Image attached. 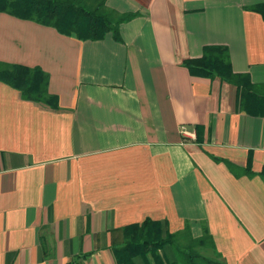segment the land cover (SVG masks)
Instances as JSON below:
<instances>
[{"label":"crops","instance_id":"obj_1","mask_svg":"<svg viewBox=\"0 0 264 264\" xmlns=\"http://www.w3.org/2000/svg\"><path fill=\"white\" fill-rule=\"evenodd\" d=\"M104 3L136 14L118 38L0 12V62L45 72L58 104L0 80V264H116L124 229L145 219L226 264H264V116L185 65L224 46L264 98V20L252 9L264 0ZM205 236L212 247H199ZM159 254L176 260L170 245Z\"/></svg>","mask_w":264,"mask_h":264},{"label":"trees","instance_id":"obj_2","mask_svg":"<svg viewBox=\"0 0 264 264\" xmlns=\"http://www.w3.org/2000/svg\"><path fill=\"white\" fill-rule=\"evenodd\" d=\"M104 2L105 0H0V12L51 26L63 35L73 34L80 40L101 39L107 32H112L118 38L119 25L136 14H118L108 10ZM252 9L264 20V3L254 5ZM185 65L193 73L217 75L236 86L239 89L241 107L251 115L264 116V98L253 90L248 74L232 71L224 46L207 45L199 59L186 60ZM0 80L17 89L24 100L41 103L54 110L58 107L57 98L48 92V75L38 68L0 62ZM229 167L232 171L236 169L232 165ZM242 174L252 175L249 169H244ZM260 177L264 181V170ZM165 226L163 222L151 219L127 226L124 229L125 243L113 249L116 264H135V259H140L143 264H226L218 255L213 258L193 251L192 247L181 248L175 235L169 233ZM206 241L213 246L210 238L205 236L198 239L199 247L205 248ZM167 245L175 249L178 257L175 261H166L159 254Z\"/></svg>","mask_w":264,"mask_h":264},{"label":"rangeland","instance_id":"obj_3","mask_svg":"<svg viewBox=\"0 0 264 264\" xmlns=\"http://www.w3.org/2000/svg\"><path fill=\"white\" fill-rule=\"evenodd\" d=\"M178 236H180L179 234H177ZM178 238V237H177ZM177 243L178 245L181 247V248H186V247H192L193 248V251H197L195 250L194 248V244H193V240L191 238V236L189 235V233L187 234H184L183 236H181L178 240H177ZM176 256V255H175ZM177 257V256H176ZM178 258V257H177ZM140 259H138L136 261L137 264L140 263L139 261Z\"/></svg>","mask_w":264,"mask_h":264}]
</instances>
